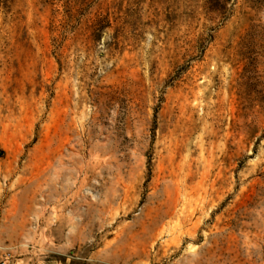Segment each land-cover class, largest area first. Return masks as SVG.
Masks as SVG:
<instances>
[{
    "label": "rangeland",
    "instance_id": "374dc122",
    "mask_svg": "<svg viewBox=\"0 0 264 264\" xmlns=\"http://www.w3.org/2000/svg\"><path fill=\"white\" fill-rule=\"evenodd\" d=\"M0 28V264H264V0H10Z\"/></svg>",
    "mask_w": 264,
    "mask_h": 264
},
{
    "label": "trees",
    "instance_id": "16d2710c",
    "mask_svg": "<svg viewBox=\"0 0 264 264\" xmlns=\"http://www.w3.org/2000/svg\"><path fill=\"white\" fill-rule=\"evenodd\" d=\"M9 3L10 0H0V13L3 12L4 14L7 13L8 9H9ZM1 30V28H0ZM255 61L254 58L251 59V62L253 63ZM70 264H86V263H77L74 261H71Z\"/></svg>",
    "mask_w": 264,
    "mask_h": 264
}]
</instances>
